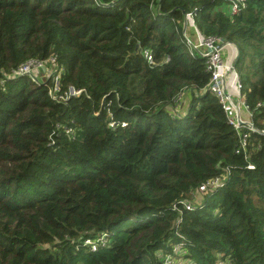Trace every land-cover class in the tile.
I'll list each match as a JSON object with an SVG mask.
<instances>
[{
  "label": "trees",
  "instance_id": "obj_1",
  "mask_svg": "<svg viewBox=\"0 0 264 264\" xmlns=\"http://www.w3.org/2000/svg\"><path fill=\"white\" fill-rule=\"evenodd\" d=\"M232 1L0 0V264H264V135L240 124L235 153L206 59L181 35L191 13L235 44L238 93L263 131L264 0L230 14ZM50 55L78 96L10 75ZM101 233L105 248L83 244Z\"/></svg>",
  "mask_w": 264,
  "mask_h": 264
},
{
  "label": "built area",
  "instance_id": "obj_2",
  "mask_svg": "<svg viewBox=\"0 0 264 264\" xmlns=\"http://www.w3.org/2000/svg\"><path fill=\"white\" fill-rule=\"evenodd\" d=\"M96 2H98V0H96ZM243 6V0H233L228 6V12L230 14L236 13L238 9ZM186 17L191 18V13H186L185 18ZM181 35L187 43L190 52H195L202 57H205L206 70H208L210 73L208 88L223 105L228 122L237 132L239 140L238 146L235 149V153H238L239 151L244 153L247 135L246 133L239 131V126L241 124V119L239 118L238 113L239 106L241 105L243 107L248 116H250V114L244 102L239 103L238 100L234 102L230 96H226V94H228L226 91L227 82H230L237 92L239 89V82L234 68L231 67L230 63H225L223 60L222 49L226 41L216 36L202 35L198 31H195V35L192 37L185 29L182 30ZM142 55L149 65L154 64V58L150 49H144ZM61 72L62 68L56 63V56L50 55L45 59L30 58L21 63L16 69L12 70L10 75H27L37 83H46L47 94L52 100L55 101H65L70 96H78L82 92V89H75L74 87L69 86L65 91H61ZM180 99L181 97L176 101L179 103ZM256 107L264 109V102H257ZM247 122L250 123V121ZM121 125L124 126V123H121ZM109 126L113 129L118 126V124L115 122H110ZM244 126L251 130L249 125L244 124ZM63 132L65 134L71 135L73 133L72 129L69 127L64 128ZM223 180L224 176L214 177L206 182L205 187L209 188L220 185ZM183 206L185 209H192L194 204L191 201H184ZM109 243L110 239L105 233H101L93 239L87 237L83 240V244L87 245L91 250L94 251L105 248L109 245ZM175 252L177 254L183 253L182 251L177 250ZM163 264H184V261L183 259L181 260L180 258H174L170 255H167ZM186 264L190 263L186 262Z\"/></svg>",
  "mask_w": 264,
  "mask_h": 264
},
{
  "label": "crops",
  "instance_id": "obj_3",
  "mask_svg": "<svg viewBox=\"0 0 264 264\" xmlns=\"http://www.w3.org/2000/svg\"><path fill=\"white\" fill-rule=\"evenodd\" d=\"M188 18H190V17H186L184 19L183 26H185V30L188 31V33L193 37L195 35V31H197V29L195 28L194 24L190 22L191 20H187ZM183 26H182V30H183ZM224 46H226L225 62L226 63L228 62L231 64L232 61L234 60L235 48H234L233 44L229 43V42H226ZM228 86L233 87V85L230 82H227L226 89ZM189 96H190L189 91L184 92L183 95L181 96L180 102L178 103V109L176 110L178 113L183 114L188 109ZM241 109L242 108L240 107L238 110L239 118L241 119V121H244V122L249 121V116L247 115V113L243 109H242L243 112H241Z\"/></svg>",
  "mask_w": 264,
  "mask_h": 264
},
{
  "label": "rangeland",
  "instance_id": "obj_4",
  "mask_svg": "<svg viewBox=\"0 0 264 264\" xmlns=\"http://www.w3.org/2000/svg\"><path fill=\"white\" fill-rule=\"evenodd\" d=\"M225 51H226V46H223V49H222V55H223V60H224V62H225ZM226 63V62H225ZM228 63V62H227ZM227 93L229 94V96L231 97V99L235 102L236 100H238V102L240 103V102H243L242 100H241V98H240V95H239V93L237 92V91H235V89L233 88V87H231V86H228L227 87ZM242 108L243 109V107L240 105L239 106V108ZM241 109V112H243V110ZM188 263H192L191 261H188Z\"/></svg>",
  "mask_w": 264,
  "mask_h": 264
},
{
  "label": "water",
  "instance_id": "obj_5",
  "mask_svg": "<svg viewBox=\"0 0 264 264\" xmlns=\"http://www.w3.org/2000/svg\"><path fill=\"white\" fill-rule=\"evenodd\" d=\"M183 14H184V12H183ZM184 19H185V16H184ZM183 29H185V26H183ZM226 42H228V41H226ZM229 43H231V42H229ZM232 44H233V43H232ZM233 46H234V48H235V56H234V60H233L232 63H231V67H232V68H234V64H235V61H236V59H237V55H238L237 48H236L235 44H233ZM226 96H229V95L226 94ZM240 123H241L242 125L247 124V125L250 126L251 130L256 131V132H258V133L264 135V132H263L262 130H257L255 127H253V126L251 125V123H249V122H244V121H240Z\"/></svg>",
  "mask_w": 264,
  "mask_h": 264
}]
</instances>
